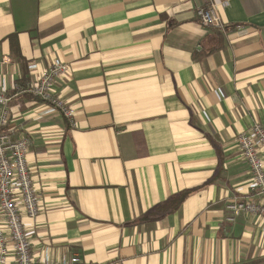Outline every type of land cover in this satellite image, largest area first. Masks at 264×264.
<instances>
[{
	"label": "crops",
	"instance_id": "1",
	"mask_svg": "<svg viewBox=\"0 0 264 264\" xmlns=\"http://www.w3.org/2000/svg\"><path fill=\"white\" fill-rule=\"evenodd\" d=\"M54 60L74 125L26 91ZM0 89L2 131L32 141L34 259L264 264L262 218L225 208L253 195L237 135L264 125V0H0Z\"/></svg>",
	"mask_w": 264,
	"mask_h": 264
},
{
	"label": "built area",
	"instance_id": "2",
	"mask_svg": "<svg viewBox=\"0 0 264 264\" xmlns=\"http://www.w3.org/2000/svg\"><path fill=\"white\" fill-rule=\"evenodd\" d=\"M196 15L205 27H223L215 4L198 6ZM65 70V64L54 60L27 86L26 91L74 125L73 109L52 91L55 78ZM9 99L7 92L0 89V209L7 227L6 233L0 229V264H7L10 252L13 257L11 264H92L77 254L57 261L50 259L47 254L41 260L32 257L23 225L24 217L34 218L37 215L40 203L27 162L32 141L28 135L13 138L2 131L9 118ZM237 144L252 173L253 195L227 202L226 219L233 222L240 214L249 213L260 216L264 221V203L254 197H264V125L254 123L248 130L238 134Z\"/></svg>",
	"mask_w": 264,
	"mask_h": 264
},
{
	"label": "trees",
	"instance_id": "3",
	"mask_svg": "<svg viewBox=\"0 0 264 264\" xmlns=\"http://www.w3.org/2000/svg\"><path fill=\"white\" fill-rule=\"evenodd\" d=\"M185 196V193L182 192L180 193L178 196H174L172 197V199H170V201H168V203H166L164 205V211H169V210H174L176 209L179 204L181 203V200L183 199V197Z\"/></svg>",
	"mask_w": 264,
	"mask_h": 264
}]
</instances>
